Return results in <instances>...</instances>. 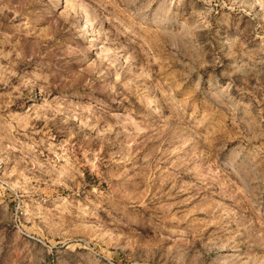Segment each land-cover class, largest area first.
<instances>
[{"label": "clouds", "instance_id": "9594fccd", "mask_svg": "<svg viewBox=\"0 0 264 264\" xmlns=\"http://www.w3.org/2000/svg\"><path fill=\"white\" fill-rule=\"evenodd\" d=\"M256 6L264 10V0H256ZM79 13L85 18L83 30L93 36L103 20L102 39L90 50H82L81 37L59 25ZM90 14L96 19L90 20ZM170 14L169 8L163 15ZM165 27L159 0H65L58 15L40 25L38 67L13 88L15 101L8 107L15 109L19 103L30 115L27 122H16L17 127L24 134L31 128L41 139L24 146L27 154L9 179L16 177L12 187L25 195L47 194L49 189L68 195L58 196L60 215L51 220L39 204L28 213L42 224L24 229L35 244L26 246L15 264H46V257L60 248L99 255L111 264V250L118 243L112 232L128 228L144 235L150 228L145 213L164 188L179 197L177 211L187 223L181 241L197 264H264V135H235L225 124L215 123V111L201 110L200 77L189 82L184 73L174 72L157 79L164 71L159 58L164 49L155 42ZM208 47L215 49L214 44ZM53 51L60 52L56 59L62 68L54 70L48 60ZM149 66L159 71L149 75ZM184 67L197 72L195 66ZM133 70L141 86L155 90L150 103L155 123L141 124L134 142L122 150L123 142L106 138L115 127L108 117L117 114L111 113L95 82L111 76L112 95L130 103L127 77ZM39 124L43 127L36 131ZM17 127L10 122L9 135ZM138 169L146 171L150 183L135 198L118 192L126 175ZM213 193L230 197L235 209L221 210L207 200ZM217 212L219 219H203L205 213ZM83 225L86 231L80 230Z\"/></svg>", "mask_w": 264, "mask_h": 264}, {"label": "rangeland", "instance_id": "374dc122", "mask_svg": "<svg viewBox=\"0 0 264 264\" xmlns=\"http://www.w3.org/2000/svg\"><path fill=\"white\" fill-rule=\"evenodd\" d=\"M159 4L166 27L155 42V47L164 49L159 57L164 71L157 79L174 72L184 73L189 82H196L200 77L201 110L215 111V123L225 124L235 135H264V10L256 6V0H159ZM64 6L65 0H0V264H15L25 247L35 244L24 229L32 227L33 223L40 226L42 221L28 213H34L39 204L43 216L51 220L60 215L58 196L68 195L67 191L57 193L53 189L47 194L25 195L12 187L16 177L9 179L27 154L24 146L41 139L31 128L24 134L17 127L16 122H27L30 114H25L19 103L15 109H9L10 100L15 101L13 88L24 84L38 67L41 49L36 47V34L40 25L56 17ZM169 8L171 14L163 15ZM84 19L83 13L78 17L69 15L67 21L61 19L59 25L81 37L82 50H90L97 39H102L99 30L103 20L101 18L96 24L97 34L93 36L91 30H83ZM95 19L90 14V20ZM208 22L210 28H206ZM210 44H214L215 49H209ZM18 53L22 54L20 58ZM59 55L57 51L49 54L48 60L55 66L54 70L62 68V63H57L56 59ZM85 55L83 52L81 60ZM186 64L195 66L197 72H190L184 67ZM158 71L159 68L149 66L148 74ZM136 76L133 70L127 77V89L132 93L130 103L123 101L122 96L112 95L111 76L95 82V89L103 91V99L108 101L111 113L117 114L115 118L108 117L110 125L115 127L109 128L106 138L123 142L122 150L134 142V132L141 130V124L155 123L150 109L155 90L141 86ZM96 94L99 96L100 91ZM10 122L12 127H17L11 135ZM42 127V124L37 125L36 131ZM40 162L47 163L43 158ZM147 183L150 181L146 171L138 169L133 175H126L117 191L135 198ZM178 199L168 188L157 195L145 213L150 228L144 235L128 228L113 231L118 243L111 250V264H197L181 241V231L187 230V223L184 213L177 211ZM206 199L221 210L235 209L230 197L216 198L213 193ZM219 215V212L215 215L205 213L203 219L211 222L219 219ZM227 225L228 220H224L222 227ZM87 228L83 225L80 230ZM97 260L100 264H109V260L99 255L60 248L46 257V264H95Z\"/></svg>", "mask_w": 264, "mask_h": 264}, {"label": "built area", "instance_id": "2783aa9c", "mask_svg": "<svg viewBox=\"0 0 264 264\" xmlns=\"http://www.w3.org/2000/svg\"><path fill=\"white\" fill-rule=\"evenodd\" d=\"M0 165H1V160H0Z\"/></svg>", "mask_w": 264, "mask_h": 264}]
</instances>
